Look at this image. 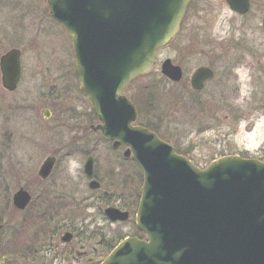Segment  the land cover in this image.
<instances>
[{"label":"rangeland","instance_id":"374dc122","mask_svg":"<svg viewBox=\"0 0 264 264\" xmlns=\"http://www.w3.org/2000/svg\"><path fill=\"white\" fill-rule=\"evenodd\" d=\"M253 4L252 14L241 17L232 14L224 0H193L190 8L194 9L178 37L158 51L157 66L146 79L136 80L124 92L135 103L143 98L144 85H158L157 110L144 111L142 120L154 124L164 141L184 152L199 168L226 156L264 162V0H254ZM12 49L23 53V78L18 90L10 94L4 91L0 72V221L5 225L1 243L10 230L27 231L22 236L23 243L25 239L33 243V233L39 239L40 229H55L61 224L103 233L112 248L126 237H134L138 234L135 204L142 187L138 169L135 171L132 160L124 159L122 152H110L111 145L91 129L99 121L90 117L89 102L75 72L71 39L51 18L47 0H0V57ZM195 51L211 52L213 58L239 52L240 66L234 73L237 98L232 96L227 103H221L223 93L219 95L217 90L223 85L218 83L217 90L210 86L201 95L205 105L192 107V100H200V96L192 94L183 82L175 84L162 75L165 60L184 65L186 55ZM191 59V66L205 63L203 57ZM231 90L228 87L224 92L233 94L232 86ZM143 121L138 124L143 125ZM75 147L95 152V171L103 184L100 191L89 188L90 179L83 172L85 156H79L81 151H74ZM55 154L61 161L43 186L39 168ZM109 157L116 162L109 163ZM113 171L119 175L125 171V176L116 179ZM21 187L34 195L23 213L12 205L13 194ZM45 188L64 199L62 208L56 209V204L53 207L50 201L54 196L46 199L48 202L37 201ZM106 192L110 194L106 198H110V204L101 201ZM137 193L130 220L111 222L105 217L104 210L119 204L120 197L130 199ZM122 205L126 210L130 206L125 202ZM55 212L57 219L50 224L47 218ZM96 235L97 245L103 237Z\"/></svg>","mask_w":264,"mask_h":264},{"label":"water","instance_id":"95a60500","mask_svg":"<svg viewBox=\"0 0 264 264\" xmlns=\"http://www.w3.org/2000/svg\"><path fill=\"white\" fill-rule=\"evenodd\" d=\"M192 0H47L52 18L70 36L82 93L100 121L95 131L125 146L144 174L137 227L147 241L127 238L103 264H264V162L226 156L201 169L159 136L141 126L135 105L123 95L134 79L151 72L157 51L178 34ZM244 14L251 0H225ZM264 26V19H263ZM22 52L0 58L2 85L16 91L22 78ZM162 74L180 82L183 71L166 60ZM200 69L193 87L210 76ZM56 159L39 171L47 179ZM94 161L85 165L92 177ZM96 183H92L91 187ZM32 200L20 189L14 206L24 211ZM111 221L129 213L106 210ZM0 224V232L3 230ZM71 238L65 235V241Z\"/></svg>","mask_w":264,"mask_h":264},{"label":"flooded vegetation","instance_id":"af4514ba","mask_svg":"<svg viewBox=\"0 0 264 264\" xmlns=\"http://www.w3.org/2000/svg\"><path fill=\"white\" fill-rule=\"evenodd\" d=\"M253 2H254V0H251L250 8L244 14L233 11L227 4H226V6L232 14L237 15V16H241V17H247L248 15L252 14V12H253V8H254ZM262 8H263V17H262L261 27H262V30L264 32V26H263L264 4H263ZM192 9H194V8H188L184 21L186 20V18L188 16H190ZM230 35L231 36L229 38L232 39V34H230ZM195 52H196L195 54H187L186 55L187 56V58H186L187 62L184 65L182 62H180L182 64H180V63L175 64L173 62V64L176 66H179L183 70V73H184L182 80L178 83H175V84H181L183 82L192 94H194L196 96H200V100L198 99V97H196V99L192 100V102L190 103V106H192V107L202 106V104H204L206 101H204L201 98V95H203V93L206 91L207 88L209 90L211 88L213 90H217L218 83L223 85V88L219 87L220 89L218 88V90H217L218 92H220L219 95H221V93H223V95L220 96V99H221L220 102L221 103H224V102L227 103L232 98V96L234 99L236 97L235 89L238 88L237 86H235L237 78H235L234 73L239 68L240 60H241V58H239V52H233L231 54L221 53V55H216V58L212 57L211 54H213V53H211V52H210L211 54L209 52H208L209 53L208 54L205 51L203 53H200L198 51H195ZM194 56L203 57L205 59V63L204 62L203 63H194L191 66V64H192L190 62L192 60L191 57H194ZM217 56H219L220 58H217ZM202 68L208 69L211 74L208 78H206L203 81L202 89L196 90L193 87V79H194V76L197 73V71L202 69ZM75 72H76V62H75ZM188 72H190V73H188ZM186 75H187V77H186ZM136 80H138V79H136ZM136 80L131 82V84H133ZM21 82H22V79L19 83V86H20ZM172 83H174V82H172ZM19 86H18V88H19ZM210 86H212V87L209 88ZM231 86L233 88V94L232 93L231 94H225L224 90L227 89L228 87L230 88V92H232ZM213 87H215V88H213ZM18 88H17V90H18ZM80 90H81V88H80ZM4 91L7 93H10V94H13L16 92V91L15 92H8L5 89H4ZM88 106L91 109L90 117H92V120L93 121L98 120L97 117L92 112V108H91L90 103L88 104ZM45 115L47 117H50L51 113L49 111H46ZM95 128H96L95 126H93V125L91 126V129L93 130L94 133H95ZM97 132L100 134L99 136H100V139H102V141L104 140V142L111 145L112 148L111 149L109 148L110 152H112V150L114 152H122L124 159H126V160L130 159V160H132V162H135V160L133 159L132 156H130V157L126 156V148H124L123 146L114 148L113 143L111 141L105 139L104 136L99 131H97ZM75 148L76 149L74 151H77V152H79V150L81 151V152H79V156H85L86 161H85L84 167H83L84 174H85V165H86L87 161L90 158L93 159V161H94L93 175H92V177H87V175L85 174V176L87 179L88 178L90 179L89 180L90 181L89 182V188L93 189L92 191H94V192L100 191L103 188V184H102L101 177H99V174L95 171V166H97V164H98V160L95 156V152H85L83 149H79L77 147H75ZM93 150H96V149L93 148ZM73 154H75V153H73ZM70 156H72V155L68 154V157H70ZM58 157H60V156L57 154L51 155L48 157V158H55L56 162H55V166H54L50 176L47 179H43L40 176L39 171H40L42 165L40 166L39 171H38V176L41 179V183L44 184L43 186H45V184L48 183L50 178L53 176V173H54L56 167L60 163L61 158L59 159ZM48 158H46L45 160H47ZM108 162L109 163H111V162L115 163L116 160L109 157ZM134 167H135V171L138 169V176H140V178L142 177V179H143V173L141 171V168L138 165H134ZM113 172H114L113 177L116 179L121 178L122 175L125 176V174H124L125 171L121 172L120 175L117 174L116 171H113ZM125 178H127V176ZM93 182L96 183V184H94V186H96V188L91 187V184ZM142 184H143V180H142ZM20 189H25L27 192H29V194L32 197V201H31V204H32V202L34 200L33 193L29 189H26L24 187H21ZM20 189H18V191ZM18 191H16L12 196V205H13V201H14V195ZM53 194H54V192H52L51 190L49 191L45 188L42 195L36 199L38 202H44L50 196H54V197H52L53 200L50 201L53 204V207L56 204L58 206V207H56V209L62 208L60 206L64 204V199L58 198V197H56L55 194L54 195ZM108 195H110L108 192L104 193L101 201H103L104 203L110 204V198L106 199ZM137 195H138V193L135 194L134 196L131 195L130 199H129V197L126 199L124 197H120L119 201H118L119 204H117L115 207L114 206L113 207L116 209H119L123 212H128L130 215V219H131V212L130 211H131V208L133 207V204H134L133 202H134L135 197H137ZM140 198H141V195H139V200L136 201L137 204H135L137 206L136 216L138 213ZM99 199H101V198H98V200ZM127 201H130V203ZM46 202H48V201H46ZM123 202H125L127 205L130 204V206L128 207L127 210L122 205ZM106 210H107V208L104 210L105 217H107L106 216ZM25 211H19V212L23 213ZM56 214H58V213L55 212V213L49 214L47 220L50 224L55 223V221L57 219ZM38 216H40V218H41V216H43V215L39 214ZM0 223H2V222H0ZM61 225L62 226H59L60 229L59 228L47 229V228L43 227L42 229H40L41 234L39 236V239H36V238H38V236H34V233H33V235H32L33 243L32 242L29 243L26 239H25L26 243H23L22 236L27 231H24L22 229L10 230L9 231L10 235L8 236V238L3 239L2 243H1V239H2L1 235L5 231V225H4V229L0 233V264H103L106 261L107 257L109 256V254L111 253L113 248L111 247V242L109 243L105 239V235L103 233H102V235H100L98 233V231H95V230H89L88 232H86V230L84 231L83 229L72 227L70 224H64V225L61 224ZM135 227L137 228V225ZM97 230H99V229H97ZM28 231H30V230H28ZM66 234H70L71 238L69 240L67 239L65 241V235ZM96 234L103 237L100 241L97 242L98 243L97 245L94 243V239L97 236ZM75 241H77V243L74 244Z\"/></svg>","mask_w":264,"mask_h":264},{"label":"trees","instance_id":"16d2710c","mask_svg":"<svg viewBox=\"0 0 264 264\" xmlns=\"http://www.w3.org/2000/svg\"><path fill=\"white\" fill-rule=\"evenodd\" d=\"M148 76L143 77L142 79H144V78L146 79ZM157 86L158 85H155V84H152V83H148V84L144 85L143 89L141 90V94H142L143 98L141 100H137V102H135V104H136V106H137V108H138V110L140 112V116H139V118H141V119H139L140 121H143L142 120V114H143L144 111L148 110L149 112H156V110H157L156 101H157V98H158L157 95L159 93V91L157 89L158 88ZM144 121H145V119H144ZM144 121H143V123H144ZM141 125H142V123H141ZM153 125L150 122H147V124L144 123L142 126L145 127V128H148L149 130H151V131H153V132H155L157 134H159L156 126H153ZM177 152L179 154H181V155L187 156L184 152L182 153L180 151V149H178V148H177ZM243 157H245V156H243ZM133 163H134V165H137L135 162H133ZM142 180L143 179L141 177L140 178V182L141 183H142ZM0 222H2V221H0ZM137 232H138V234L135 235V236L140 238V239H143L144 235L139 230H137Z\"/></svg>","mask_w":264,"mask_h":264}]
</instances>
